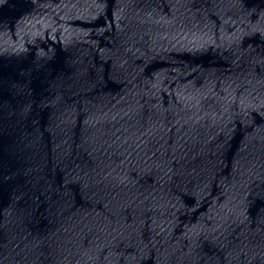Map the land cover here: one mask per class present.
Instances as JSON below:
<instances>
[{
    "label": "water",
    "instance_id": "obj_1",
    "mask_svg": "<svg viewBox=\"0 0 264 264\" xmlns=\"http://www.w3.org/2000/svg\"><path fill=\"white\" fill-rule=\"evenodd\" d=\"M200 264H264V190Z\"/></svg>",
    "mask_w": 264,
    "mask_h": 264
}]
</instances>
